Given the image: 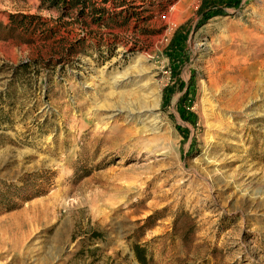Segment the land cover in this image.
I'll use <instances>...</instances> for the list:
<instances>
[{
    "label": "rangeland",
    "instance_id": "obj_1",
    "mask_svg": "<svg viewBox=\"0 0 264 264\" xmlns=\"http://www.w3.org/2000/svg\"><path fill=\"white\" fill-rule=\"evenodd\" d=\"M38 5L0 0V264H264V0Z\"/></svg>",
    "mask_w": 264,
    "mask_h": 264
},
{
    "label": "trees",
    "instance_id": "obj_2",
    "mask_svg": "<svg viewBox=\"0 0 264 264\" xmlns=\"http://www.w3.org/2000/svg\"><path fill=\"white\" fill-rule=\"evenodd\" d=\"M109 0H39V9H55L59 13V17L66 16L72 12L77 13V17L91 18L93 22H98L103 18V14L106 13L103 6H97V3H107ZM213 14L207 13L205 18L212 16ZM10 24L12 29L22 28L25 31L32 34L38 30V26L35 25L36 20H40L41 17L38 14L27 13H11L9 15ZM50 30V28H49ZM45 30L42 31L44 33ZM26 64H21L20 68L25 69ZM138 253L142 251L138 246L135 247ZM138 259L142 260V256L138 254Z\"/></svg>",
    "mask_w": 264,
    "mask_h": 264
},
{
    "label": "bare ground",
    "instance_id": "obj_3",
    "mask_svg": "<svg viewBox=\"0 0 264 264\" xmlns=\"http://www.w3.org/2000/svg\"><path fill=\"white\" fill-rule=\"evenodd\" d=\"M137 77H140V75L138 74ZM129 82H131V81L129 80ZM135 83L136 82H134V84ZM142 84L137 87L138 88L137 90L133 91L136 94L131 93L133 95V98H132L133 100L130 99V100L123 102V104L125 105L123 107H125V109H122V110H126L127 116L134 115V117L136 119L142 118L145 120L149 116H150V118L152 117V119H154L155 118V116H154L155 108L158 105V95L156 94V92H154L155 91L154 89H149L148 86H144V84L143 85ZM134 87H136V86H134ZM145 94L147 96L148 95L149 96L145 97ZM155 121L153 124H151L153 127L157 124ZM153 127H152V129H153Z\"/></svg>",
    "mask_w": 264,
    "mask_h": 264
}]
</instances>
